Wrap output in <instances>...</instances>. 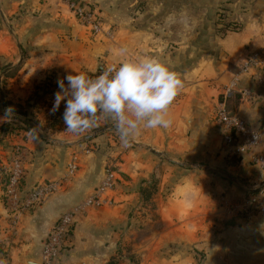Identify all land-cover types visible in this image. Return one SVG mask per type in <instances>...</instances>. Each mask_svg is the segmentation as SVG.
I'll return each instance as SVG.
<instances>
[{"label":"crops","instance_id":"crops-1","mask_svg":"<svg viewBox=\"0 0 264 264\" xmlns=\"http://www.w3.org/2000/svg\"><path fill=\"white\" fill-rule=\"evenodd\" d=\"M65 26L74 32L73 40H59L57 31ZM86 33L87 29L62 0H0V56L12 64L23 61L22 69L9 79L8 93L13 98H24L41 71L52 64L72 74L81 72L84 66L90 70L94 65L100 67L95 54H91L93 48L84 42ZM15 34L18 40L14 39ZM101 34L102 31L97 38ZM220 44L228 52L223 60L216 64L204 58L181 74L184 87L168 112L171 126L142 130L135 137L137 141L160 145L156 149L163 153L130 151L114 161L110 158L118 169L116 189L109 193L108 202L79 216L61 264H129L135 251L150 255V259L146 258L150 264H264V217L244 221L227 214L223 205L226 198L242 203L261 191V170L249 153L230 152L213 109L219 86L232 77L234 63L245 46H264V23L252 21L241 31H231L221 38ZM24 52L28 53L24 56ZM241 85L256 89L257 97L249 99L237 92L229 99V108L264 130V85L257 84L250 74L243 75ZM5 110L2 96L0 260L5 264H31L40 262L44 238L59 216L99 184L107 167V154L94 149L78 153L76 173L68 176L47 200L22 212L13 224L3 191L13 143L20 142L24 148L23 184L27 187L65 176L73 150L79 146L45 143L27 131L5 134L3 125L11 119L4 118ZM166 154L181 163L168 164L163 158ZM186 161L210 167L187 168ZM178 172L180 176L169 182ZM153 173L162 179L157 192L161 228L152 232L150 242L145 243L147 237L138 239V231L132 226L135 220L143 219L136 214L142 197L141 180ZM164 245L165 254L160 256Z\"/></svg>","mask_w":264,"mask_h":264},{"label":"rangeland","instance_id":"rangeland-1","mask_svg":"<svg viewBox=\"0 0 264 264\" xmlns=\"http://www.w3.org/2000/svg\"><path fill=\"white\" fill-rule=\"evenodd\" d=\"M88 1L85 2L99 10L96 9L102 19V34L97 38L99 33L94 34L84 26L87 29L86 34L88 36L84 42L91 45L94 52L91 54H95L93 57L100 62V66L119 63L123 58L120 56L119 50L125 48L128 54L133 56L160 58L167 62L180 77L186 70L194 67L199 60L204 58L210 59L216 64L223 60L228 52L221 46L220 40L229 32L241 31L252 21L264 23V0ZM70 29L69 26H65L62 27L60 32L57 31L59 40L64 41L66 38L73 40L75 34ZM14 39L18 40V36L16 35ZM75 40L79 42L78 39ZM251 49L254 50L249 45L245 46L239 60L234 63L235 71L233 74L239 69L241 59ZM27 53L24 52V56ZM107 57L114 60V62H110ZM22 62L12 64L0 56V101H2V96L9 101L15 116L12 120L18 124L13 126L12 132L25 133L27 131L26 134L31 132L36 138H42L43 142L49 144H62L65 146L77 144L79 147L73 152H87L88 149L102 151L103 154H107V166L112 167H114L111 164L112 161L121 158L122 154H129L130 151L135 152L132 154H141L140 152L142 154H158L149 148V145L154 148H161L160 145L154 146L151 143L137 141L134 138L128 146H124L115 128L100 130L103 126L115 124L113 120L107 119L102 113H98L96 125L87 131L80 134L65 132L66 126L63 120L61 121L59 118V112L64 111L65 102L62 101L60 109L55 114L51 113V108L54 103V93L58 90L57 80L64 78L69 73L54 64L45 67L41 71L42 75L34 82L29 94L24 98H22L23 96H18L19 99L13 98L8 93L7 84L9 79L16 76L22 69ZM108 62L110 63L106 64ZM95 67L94 65V69L90 70L89 67L84 66L82 71L90 74L91 71L96 72L99 68ZM50 68H55V71L50 70ZM226 83L219 86V96L213 106L214 114L216 113L221 90ZM26 120H30V123ZM30 124L35 126V132L26 129ZM87 134L92 135L89 138H84ZM59 140L73 141L61 143ZM15 143L22 146L20 142ZM15 143H13V146ZM22 150L24 152L23 146ZM110 158L112 161H110ZM163 158L168 164L177 165L178 161H174L168 154ZM194 165L197 164L186 161L185 167L193 168ZM114 168L117 172L118 169ZM179 176L180 172L175 174L173 180L169 182L176 180ZM141 182L143 184L140 186H144V191L141 193L142 197L136 208V214L143 219L141 221L135 220L132 229L138 231V239L142 240V237H147L143 241L149 243V236L152 232L161 228L160 213L157 211V192L161 187L162 179L153 173L149 174L148 177H144ZM229 202L235 203L236 201ZM225 203L223 201L226 213L237 216L236 212L230 211ZM163 247L162 252L158 254L160 256L165 254L163 250L166 249V245ZM128 254L131 255L130 252ZM150 257V255L145 254L144 256L135 251L130 256L128 263L150 264L146 260Z\"/></svg>","mask_w":264,"mask_h":264},{"label":"built area","instance_id":"built-area-1","mask_svg":"<svg viewBox=\"0 0 264 264\" xmlns=\"http://www.w3.org/2000/svg\"><path fill=\"white\" fill-rule=\"evenodd\" d=\"M78 21L94 34L102 30V19L95 8L81 0H62ZM239 69L221 90L217 103L215 120L220 126L222 140L232 153H249L260 170L261 191L255 192L245 202H229L227 208L246 221L264 217V130L251 123L243 115L232 111L228 106L229 99L237 92L245 98H256L257 91L241 85L243 75L250 74L259 85H264V47L250 50L239 62ZM79 152H74L63 177L38 181L31 186L23 184L25 173L24 152L19 143H15L8 155L6 179L4 184V201L10 212L13 224L20 214L47 200L60 189L68 176L76 173L79 167ZM118 173L112 166L106 170L97 186L82 200L65 210L54 222L44 238L39 264H61L67 244L72 239V230L79 216L91 207H98L109 201V193L116 189Z\"/></svg>","mask_w":264,"mask_h":264},{"label":"clouds","instance_id":"clouds-1","mask_svg":"<svg viewBox=\"0 0 264 264\" xmlns=\"http://www.w3.org/2000/svg\"><path fill=\"white\" fill-rule=\"evenodd\" d=\"M119 53L123 57L119 63L107 66L95 78L81 71L57 80L51 113L65 102V132L87 131L102 113L115 122L121 143L128 146L142 130L171 126L169 108L184 87L180 75L158 57L133 56L125 48ZM12 113L6 109L4 118Z\"/></svg>","mask_w":264,"mask_h":264},{"label":"trees","instance_id":"trees-1","mask_svg":"<svg viewBox=\"0 0 264 264\" xmlns=\"http://www.w3.org/2000/svg\"><path fill=\"white\" fill-rule=\"evenodd\" d=\"M106 67H107V66H100V67L97 69L96 72H90V76L93 77V78H95L97 75L101 74L102 70H103L104 68H106ZM0 69H1V68H0ZM50 70H52V71L54 70V71H55V68H50ZM3 99H5V98H3ZM5 102H6V109L11 108V109L13 110V107L10 106L9 101L5 99ZM59 113H60V117H59V118H60V120L62 121V120H63V119H62L63 111H60ZM13 117H15V116H14V113H12L11 119H10L9 121H7L6 123H4V125H3V131L5 132V134H7L9 131H12L13 126L18 125L16 122H13V120H12V119H14ZM107 119H109V118H107ZM26 121L30 123V120H26ZM29 123H28V124H29ZM26 129H29L30 131L35 132V126L32 125V124L28 125V126L26 127ZM140 190H141V192L143 193V191H144V186H141ZM113 263H116V262L114 261Z\"/></svg>","mask_w":264,"mask_h":264},{"label":"water","instance_id":"water-1","mask_svg":"<svg viewBox=\"0 0 264 264\" xmlns=\"http://www.w3.org/2000/svg\"><path fill=\"white\" fill-rule=\"evenodd\" d=\"M108 128H115V124H113L112 126H109V125H106V126H103L100 130H104V129H108ZM92 134H87L84 136V138H89L91 137ZM61 143H65V142H68L69 141H65V140H59ZM149 148H151L154 152L158 153V154H162L163 152L162 151H159L157 150L156 148L152 147L149 145ZM194 164H197L198 166H201V167H210L209 165L207 164H204V163H195ZM260 190V188L258 189ZM31 264H39V262H36V261H31Z\"/></svg>","mask_w":264,"mask_h":264}]
</instances>
